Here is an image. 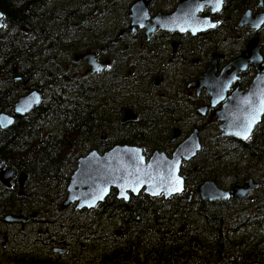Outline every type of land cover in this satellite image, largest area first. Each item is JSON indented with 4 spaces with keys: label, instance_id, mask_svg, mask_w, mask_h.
Listing matches in <instances>:
<instances>
[{
    "label": "trees",
    "instance_id": "16d2710c",
    "mask_svg": "<svg viewBox=\"0 0 264 264\" xmlns=\"http://www.w3.org/2000/svg\"><path fill=\"white\" fill-rule=\"evenodd\" d=\"M255 1L232 0V10L242 12ZM0 11V113H10L16 99L33 88L43 98L27 115L17 116L12 126L0 129V161L28 177L22 196L15 185L5 188L0 184V214L36 212L47 231L51 229L44 239L59 243L64 238L69 243L64 255L69 261L51 257L50 252L40 256L28 251L6 264L264 263L263 187L262 195H249L234 204L202 200L197 193L206 180L238 184L251 175L255 163L264 181V116L245 142L220 137L217 123H204L200 116L192 123L184 117L186 112L196 115V102L174 76L177 90L164 98L159 95L153 76L161 70L151 73L147 97L146 86L136 70L128 71L132 68L128 64L121 67L115 60L103 72L82 75V69L69 58L76 45L65 43V8L55 0H0ZM232 33L240 35L238 30ZM239 49V43L232 46L231 55ZM199 50L202 71L211 51ZM181 65L186 66L184 61ZM192 75L189 72L186 78ZM250 77L251 72L243 73L238 85L247 87ZM130 107L137 119L123 122L124 111ZM208 125L213 135L208 140L204 137L201 151L182 164L183 194H191L190 201L180 195L163 199L143 194L124 201L112 190L94 208L75 210L70 205L62 209L77 160L92 149L102 153L127 144L141 147L145 155L154 150L170 154L176 146L171 142L176 128L182 134L194 127L203 131ZM92 234L101 239L107 235L109 240L88 243ZM3 241L2 232L0 244L6 248Z\"/></svg>",
    "mask_w": 264,
    "mask_h": 264
},
{
    "label": "water",
    "instance_id": "95a60500",
    "mask_svg": "<svg viewBox=\"0 0 264 264\" xmlns=\"http://www.w3.org/2000/svg\"><path fill=\"white\" fill-rule=\"evenodd\" d=\"M147 2V1H146ZM143 0H138L131 7L130 18L132 27L140 25L146 27V10ZM222 0H186L178 5L176 12L168 17L161 15L152 20L151 30L155 27L167 28L174 31L180 29L181 20L190 21L187 14H192L195 20V31L202 32L209 26L208 19L197 17L198 12L206 5L217 9L221 7ZM264 7V0L258 5ZM168 19V20H167ZM164 23H157L158 21ZM167 20V22H166ZM166 22V23H165ZM264 22V12L251 17L247 10L241 17L239 25H248L257 30ZM2 13L0 11V28L2 27ZM258 38H253L247 44L242 55L225 65L216 74V63L213 61L196 81L188 84V87L196 88L197 93L204 89L210 98V107L219 109L214 111L218 122L220 137H229L240 142L246 141L264 115V66ZM247 54V56H245ZM83 60L86 65V73L93 74L106 67L98 62L94 53L86 52L75 56V60ZM252 64L257 73L253 77L246 91L238 87L230 91L238 80L239 72L247 69ZM230 91V92H229ZM42 102V94L38 89H33L20 96L14 103L12 113H0V129H7L15 122L16 116H24L38 107ZM208 106L199 107L200 114L204 115ZM136 115L132 109H127L122 118L123 122L135 120ZM180 136V129H175L172 142ZM102 138L105 135L102 134ZM201 138L199 128H194L190 134L175 147L174 151L167 155L163 151L156 150L148 158L143 154L142 148L135 145L117 144L100 153L96 149L89 151L77 160V165L69 178L67 196L62 205L66 208L74 205L76 210L91 209L105 201L110 192H116V198L128 201L130 196H138L140 193L150 197L163 196L169 199L171 196L182 194L185 191V175L181 173L183 162L193 159L201 150ZM15 171L5 168L0 161V182L4 186H10ZM26 178L20 174L19 184L22 185ZM253 187H258L251 179L246 180L243 186H235L232 191L220 188L214 181L206 180L197 189L202 200L210 202L233 198L240 200L247 196ZM190 196V195H189ZM6 221H24L21 215L7 214ZM60 253L64 250L55 249ZM247 264H264L251 262Z\"/></svg>",
    "mask_w": 264,
    "mask_h": 264
},
{
    "label": "flooded vegetation",
    "instance_id": "af4514ba",
    "mask_svg": "<svg viewBox=\"0 0 264 264\" xmlns=\"http://www.w3.org/2000/svg\"><path fill=\"white\" fill-rule=\"evenodd\" d=\"M137 1L138 0H55V3L63 5L65 8L63 14L65 43L67 45H76V52L69 56L71 63L82 69V75L88 74L86 73V65L83 60H75L76 55L84 54L88 51L95 54V58L98 62L105 64L106 61H109L108 64H105L106 67L104 69L88 75H94L103 72L109 68L113 62L116 61H118L116 63L121 67L128 64L132 67L128 68V71L132 74L133 70H136L141 84L144 87L146 86V97L151 85V73L155 70H161L159 71L160 74H155L153 76V84L160 91L159 95L162 98H164L165 95L168 96L172 94L175 89L177 90V82L175 83V81L172 80V77L174 76L176 80L183 83L185 93L192 99V102H196V106H194L196 115L186 112L184 117L188 118L192 123L197 121L199 116L202 118V121L206 120L207 124L214 122L217 123L213 114L216 109H219L220 105L217 107H210V98L205 94L204 89L197 93L196 88H187V86L188 84L196 81L197 78L213 61L216 63V74H218L225 65L242 55L243 51L246 50L247 44L253 38H258V45L261 47L260 53L263 58L262 65L264 66V55L262 54L264 22L257 30L251 29L248 25H239L242 15L247 10H250L251 17L258 13L264 12V7L258 6L260 0H256L242 12H236L232 10V8L235 6L233 5L234 3L232 4V0H222L221 7L219 9L213 6H204L198 12L197 17L208 19L209 26L202 30V32H192L195 31V29H193L195 20L192 18V14H187V17L190 19V21L183 22L181 20L179 23L180 29L186 28L187 30L185 31H174L160 27H155L153 30H151V24L153 23L152 20L154 18L159 15L168 17L174 14L178 8V5L186 0H143L146 16H148V18H146V27H142L140 25H135L132 27L131 18L129 15L131 12V7ZM157 23L161 24L162 26L164 25V23L160 20ZM232 30H238L240 35L237 36L233 34ZM237 43L240 44V49L236 54L231 55V48ZM104 44L108 47V49L104 47ZM86 45H91L92 47H86ZM96 45H99V49L96 48ZM212 46L216 47L211 50ZM200 47H204L205 51L207 52L211 51L210 57L208 58V65L202 71L201 69L203 68H199L198 66L200 60L203 59L202 50H199ZM107 53L110 56L105 57L104 55ZM204 55H206V53ZM245 56H247V54H245ZM181 61H184L186 66L183 67L181 65ZM189 63H192V65H189ZM189 72L193 73V75L189 78H186ZM247 72H251L250 82L247 87H240L238 82L241 78V75ZM256 73V67L252 64H249L245 71L239 72V78L236 83L233 84L230 91L236 87L246 91ZM159 80L163 81L161 85H159ZM201 106H208L204 115L200 114L199 112V107ZM188 108L191 111V107ZM127 109H132L137 119L138 115L135 112V109L133 107ZM194 128H192L190 131L183 132L182 134L180 130V139L188 136ZM201 133L202 130H200V135ZM174 143L177 145L178 142ZM154 151H152L150 154H146V156L149 157ZM252 171L260 172V168L258 167L257 163L254 164ZM20 174L21 173L15 172L9 187L3 186L1 182L0 184L5 188H10L12 185H15L17 194L22 196L23 188L27 184L28 177L24 173L26 178L22 185H20L18 182ZM249 179H251L254 184H258V187H253L247 196L251 195L257 197V194L262 195L263 191L261 189L264 182L262 183L263 179L261 174H258L257 176L250 175L244 178V180L238 184H232L229 182L221 188L226 191H232L233 187L236 185L243 186L244 182ZM180 196L181 199H185L187 201L191 200V198L189 199L185 197L184 194ZM131 197L136 196L131 195L129 200ZM147 197L154 198L150 196ZM244 198L235 200L230 197L227 200H231L230 203L234 204L242 202ZM64 201L61 205H63ZM6 215L7 214L1 216L0 214V233H4V241L8 239L6 232H4L6 226L9 227L15 225L16 227H19L17 232L21 234L25 231L26 227L32 229L35 224L39 223V217L36 212L31 214L29 212L14 214L17 216L21 215L25 219L24 221H6ZM26 231H28V229H26ZM24 238V240L27 241L26 244L31 242L30 239H27L26 237ZM42 239H36L32 241L34 250L31 251L33 254L44 256L43 254L50 252L51 257L63 256L65 261H69L67 257L64 256L65 249L69 247V243L64 238H62L59 243H57V240L53 239ZM55 248L64 250V252L60 253L59 251H56ZM26 251L27 250L19 252L21 254H25Z\"/></svg>",
    "mask_w": 264,
    "mask_h": 264
},
{
    "label": "rangeland",
    "instance_id": "374dc122",
    "mask_svg": "<svg viewBox=\"0 0 264 264\" xmlns=\"http://www.w3.org/2000/svg\"><path fill=\"white\" fill-rule=\"evenodd\" d=\"M159 82H160L159 85H161L163 81L159 80ZM203 122L206 123V120H204ZM212 135H213L212 127H209V125L201 133V137H202L203 141H204V137H205V139L208 140ZM244 164H245V162H244ZM244 164L240 163V166L242 167V165H244ZM262 172H264V170ZM252 173L253 174H251V176H257L258 174H260L259 171H257V172L252 171ZM226 184H228V182L226 180H223L220 182L219 186L222 187ZM233 207H235V206H233ZM38 221H39V223L35 224L32 227V229L26 227L25 231L21 234H19L17 232L19 230V227H16L15 225L9 226V227L6 226V229H4V232H6L8 239L6 241H4V243H6V248L0 244V261H1L0 264H6V262H9V260L15 261L14 258L19 257L21 255V253L19 251L27 250L26 252H28V251L34 250L32 241H34L36 239L40 240L44 236H47L50 233L51 229L49 231H47L45 224L40 222V220H38ZM7 228H9L10 230ZM26 229H28V231H26ZM7 231H9V232H7ZM102 231H104V230H102ZM7 233H9V234H7ZM24 237H26L27 239H30L31 242L26 244L27 241L24 240L25 239ZM106 237L109 240V236L106 235ZM107 238L101 239V236H99L98 234H92V235L88 236V243H95V244H102L103 243L104 244V243H107V241H108ZM72 249H74V248H72ZM90 249L92 251H94V248L92 246H90ZM84 253L88 254L85 250H84ZM92 253L93 252H91V254ZM72 254H75V252L72 251ZM66 257H67V259L69 258L67 256V254H66ZM12 261H10V262H12Z\"/></svg>",
    "mask_w": 264,
    "mask_h": 264
},
{
    "label": "bare ground",
    "instance_id": "6f19581e",
    "mask_svg": "<svg viewBox=\"0 0 264 264\" xmlns=\"http://www.w3.org/2000/svg\"><path fill=\"white\" fill-rule=\"evenodd\" d=\"M62 65V64H61ZM187 88H189L188 86H187ZM126 111V110H125ZM122 145H127V144H122ZM253 163V162H252ZM238 179V178H237ZM188 180V179H187ZM264 181H262V183H263ZM10 184H11V181H10ZM263 188H264V184H263ZM257 200V199H256ZM67 208V207H66ZM240 234V233H239Z\"/></svg>",
    "mask_w": 264,
    "mask_h": 264
}]
</instances>
